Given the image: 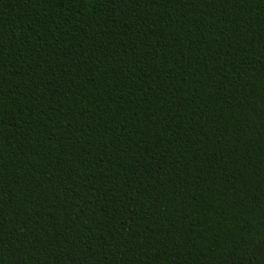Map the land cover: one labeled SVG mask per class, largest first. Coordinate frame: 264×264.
<instances>
[{
  "label": "trees",
  "instance_id": "16d2710c",
  "mask_svg": "<svg viewBox=\"0 0 264 264\" xmlns=\"http://www.w3.org/2000/svg\"><path fill=\"white\" fill-rule=\"evenodd\" d=\"M264 0H0V264H264Z\"/></svg>",
  "mask_w": 264,
  "mask_h": 264
},
{
  "label": "snow or ice",
  "instance_id": "6c2138e0",
  "mask_svg": "<svg viewBox=\"0 0 264 264\" xmlns=\"http://www.w3.org/2000/svg\"><path fill=\"white\" fill-rule=\"evenodd\" d=\"M258 107L261 112H264V97L260 98L258 102ZM257 243L259 244V246L264 247V236H261Z\"/></svg>",
  "mask_w": 264,
  "mask_h": 264
}]
</instances>
